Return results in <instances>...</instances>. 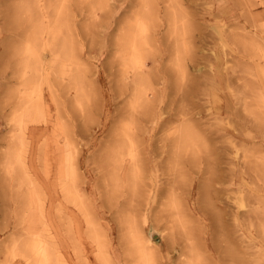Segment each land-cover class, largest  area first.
I'll use <instances>...</instances> for the list:
<instances>
[{
	"label": "rangeland",
	"instance_id": "obj_1",
	"mask_svg": "<svg viewBox=\"0 0 264 264\" xmlns=\"http://www.w3.org/2000/svg\"><path fill=\"white\" fill-rule=\"evenodd\" d=\"M2 228L0 264H264V0H0Z\"/></svg>",
	"mask_w": 264,
	"mask_h": 264
},
{
	"label": "bare ground",
	"instance_id": "obj_2",
	"mask_svg": "<svg viewBox=\"0 0 264 264\" xmlns=\"http://www.w3.org/2000/svg\"><path fill=\"white\" fill-rule=\"evenodd\" d=\"M18 8H19V7H18ZM112 132H113V131H112ZM128 136H129V134H128ZM124 139H125V138H124ZM185 139H186V138H185ZM119 140H121V139H119ZM117 141H118V140H117ZM121 142H122V141H121ZM124 142H125V141H124ZM119 145H120V144H119ZM125 145H126V144H125ZM129 146H130V145H129ZM119 148H120V147H119ZM121 148H123V147H121ZM111 150H112V149H111ZM121 150H122V149H121ZM116 151H117V148H116ZM118 151H119V150H118ZM108 154H109V153H108ZM130 156H131V155H130ZM21 157H23V156H21ZM111 157L113 158V156H111ZM114 159H115V158H114ZM114 159H113V160H114ZM121 161H122V160H121ZM115 162H116V161H115ZM21 164H22V163H21ZM105 164H106V163H105ZM108 164H109V163H108ZM9 169H11V167H9ZM9 169H8V170H9ZM12 169H13V168H12ZM7 172H10V170L7 171ZM26 175H27V174H26ZM11 179H13V178L11 177L10 180H11ZM10 180H9V183H11ZM138 185H139V184H138ZM138 185H137V186H138ZM138 187H139V186H138ZM1 191H2V190H1ZM28 197H29V196H28ZM1 198H2V197H1ZM131 202H132V201H131ZM3 205H5V204H3ZM26 207H27V206H26ZM26 207H25V208H26ZM28 207H29V206H28ZM29 209H30V208H29ZM26 210H27V209H26ZM23 213H24V212H23ZM25 213H26V212H25ZM25 215H26V214H24V216H25ZM219 230H220V229H219ZM0 231L2 232V231H3V228H2ZM28 236H29V235H28ZM11 238H12V237H11ZM13 238H14V237H13ZM9 240H10V239H9ZM10 241H11V240H10ZM10 241H9V242H10ZM9 242H8V243H9ZM148 243H149V241H148ZM150 243H151V242H150ZM28 245L31 246L30 242H28ZM25 246H26V245H25ZM43 246H44V245H43ZM147 247H148V245H147ZM143 248H144V247H143ZM41 251H42V250H41ZM41 253H42V252H41Z\"/></svg>",
	"mask_w": 264,
	"mask_h": 264
},
{
	"label": "water",
	"instance_id": "obj_3",
	"mask_svg": "<svg viewBox=\"0 0 264 264\" xmlns=\"http://www.w3.org/2000/svg\"><path fill=\"white\" fill-rule=\"evenodd\" d=\"M157 236H158L157 233H155L154 231H151V233H150V237H151V238H155V237H157Z\"/></svg>",
	"mask_w": 264,
	"mask_h": 264
}]
</instances>
